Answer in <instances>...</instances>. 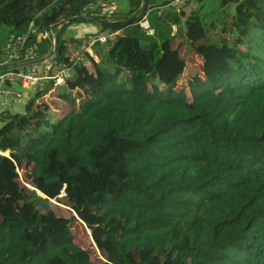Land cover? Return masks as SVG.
<instances>
[{
    "label": "trees",
    "instance_id": "1",
    "mask_svg": "<svg viewBox=\"0 0 264 264\" xmlns=\"http://www.w3.org/2000/svg\"><path fill=\"white\" fill-rule=\"evenodd\" d=\"M109 1L0 0V27L37 58L61 25L62 59L46 75L72 67L63 33L82 21L64 20L105 17L88 22L110 30L92 44L90 70L34 90L22 112L0 110V153L11 154L0 163L39 165L79 205L77 217L51 218L36 202L29 217L1 216L0 264H264V0H219L231 11L210 21L195 10L202 0L180 5L192 4L184 19L180 6L147 0L129 23L143 0L122 15L105 11ZM181 23L203 58L190 100L173 91L186 67L172 41ZM78 222L100 257L75 243Z\"/></svg>",
    "mask_w": 264,
    "mask_h": 264
},
{
    "label": "rangeland",
    "instance_id": "2",
    "mask_svg": "<svg viewBox=\"0 0 264 264\" xmlns=\"http://www.w3.org/2000/svg\"><path fill=\"white\" fill-rule=\"evenodd\" d=\"M191 5L192 4L183 5L182 7L180 6L182 9L183 19L189 14ZM195 10L198 11L201 19L203 18L205 21H210L214 18H228L227 14L231 11L230 8L222 6L219 0H202L200 3L197 2L195 4ZM105 11L118 12L120 15L125 14L128 11V1L110 0L106 4ZM142 19L146 20V16ZM149 20L159 23L161 17L157 15L156 11H151L149 14ZM70 30L71 28H66L63 36L69 34ZM149 30L150 29L148 27V31ZM106 32L109 33L110 30L107 29ZM173 33V46L179 48L180 54L186 61V67L179 75L173 91H177L183 95L185 94V96L190 100L192 91V76H204L203 58L194 52L190 43L186 42L187 38L184 37L183 23L178 24L176 27L174 26ZM10 37L11 28L7 25H2L0 27V49L3 50L2 58L7 55L5 52L8 53ZM73 56L74 55L72 54V63L76 59ZM81 62H83V60H80L79 63ZM85 64L88 68H90L91 62L86 61ZM24 101H27L26 97H22V103H18L14 106V109L17 112L23 111ZM3 146L4 145H1L0 149H2ZM7 153V155L2 153H0V155L11 156L9 149ZM39 170V165H33L32 163H25L20 170L16 167L15 163L9 165H2L0 163V217L15 214H23L25 217H29L31 209L37 208L35 204L36 200L31 194L32 190H36L37 193L39 191V196H41L45 202L49 203V208L47 210L51 218L55 216H63L65 218L78 216L79 205L75 204L70 199L68 194L65 192L64 185L60 181L42 180L39 175ZM40 207L38 205V208ZM77 224L78 225H73V229L77 233L75 243L83 249H89L93 257H100L99 253H97V250L95 249V245L89 231L84 225H79L80 222Z\"/></svg>",
    "mask_w": 264,
    "mask_h": 264
},
{
    "label": "built area",
    "instance_id": "3",
    "mask_svg": "<svg viewBox=\"0 0 264 264\" xmlns=\"http://www.w3.org/2000/svg\"><path fill=\"white\" fill-rule=\"evenodd\" d=\"M170 5L180 6L189 0H167ZM160 13V12H158ZM139 24L144 29H148V23L145 19L139 21ZM61 25L58 24L57 28ZM41 37L50 36L49 31H43L39 33ZM53 34V33H52ZM109 34L105 32L97 33V35L91 40L87 41V44H93L96 41L104 42ZM9 47L11 49L12 56L24 55L29 60V65L26 68L20 69H7L0 72V96L11 95L12 98H18L19 92L11 90L6 85L7 83L19 82L21 85L36 87L42 82H50L57 86L65 82L70 77L71 70L69 67H64L54 75H46L43 72V68L40 63H33L32 60L36 58L34 48H30L26 45L25 36H11ZM1 105L5 108L10 107L11 102L3 100Z\"/></svg>",
    "mask_w": 264,
    "mask_h": 264
},
{
    "label": "crops",
    "instance_id": "4",
    "mask_svg": "<svg viewBox=\"0 0 264 264\" xmlns=\"http://www.w3.org/2000/svg\"><path fill=\"white\" fill-rule=\"evenodd\" d=\"M161 10H162V8L158 9V11H161ZM158 11H157V14H158ZM146 20H147V18H146ZM88 21L73 23V24L69 25L67 28L68 29L71 28L70 33L63 36L64 45H65V56L71 60V56L73 54L74 55L73 57L76 58L75 61L72 63V67H75L76 65H81V64H84L87 67L85 62L86 61L91 62V57L95 56V52H93L91 50L92 44L89 45L86 42L91 40L92 38H94L97 35V31L99 30V26L95 23H91ZM51 33L52 32H50V34ZM11 35H12V32H11ZM53 35H54V33L52 34V43H53ZM87 36H89V37L86 38ZM49 37L50 36L41 37V35L38 34L37 35V41H40L41 38L48 39ZM72 38H78V41L75 43H72L71 42ZM9 44H10V40H9ZM29 47L32 49L34 48L31 46H29ZM0 50L2 51L1 55H0V66L5 65V63H13L14 66L9 67L10 69H20V68H26L29 65V60L24 55L12 56L10 47H8V53L5 52V54H7V55H5L6 57H4V58H2L3 50L2 49H0ZM90 55H92V56H90ZM53 56H55V55H53ZM53 56L48 57L45 60V62L40 63V65L43 68H47V66H48L47 64H49L51 62ZM80 60H83V62L79 63ZM54 64H55V60H54ZM72 67H69L70 70L72 69ZM62 68H64V67H62ZM6 86L8 88H10L11 90L18 91L19 97L18 98H12L11 95H5L4 97L0 96V110L8 109L11 112H17L14 109V106L18 103H22L21 102L22 97H26V100H27V98H29L34 92V89H30L29 86L21 85L19 82L7 83ZM47 86H48V83H47ZM3 100H7V101L11 102L10 107L5 108L4 106H2L1 102ZM25 102L26 101H24L23 103L25 104Z\"/></svg>",
    "mask_w": 264,
    "mask_h": 264
},
{
    "label": "water",
    "instance_id": "5",
    "mask_svg": "<svg viewBox=\"0 0 264 264\" xmlns=\"http://www.w3.org/2000/svg\"><path fill=\"white\" fill-rule=\"evenodd\" d=\"M146 6H147V0H143L142 6L140 8V11L134 13L128 19L122 20V22L129 23V22L133 21L134 18L138 15V13H143V12L146 11ZM101 19H105V17H99V16H79V17H74V18H72L70 20H64L62 22V24L68 23V22H75V21H82L83 22V21H88V20H101ZM59 29L60 28H57V30L54 32V35H53V43H52L53 44L52 45L53 47H52V50L50 51V53L46 57H43V58H35L34 60H32L33 63H42V62H45V60L48 57L53 56V55L56 56L55 64H58V63L61 62L62 55L57 52V43H58V37H59ZM148 32L149 33H152L153 30H149ZM5 66L6 67H12V66H14V64L13 63H5ZM46 87H47V82L40 83L35 88L33 86H29L30 89H34L36 91H41V90H43ZM31 194L35 198L36 202L42 208H44V209H48L49 208V203L45 202L42 199V197L39 196V194L37 193L36 190H32Z\"/></svg>",
    "mask_w": 264,
    "mask_h": 264
},
{
    "label": "bare ground",
    "instance_id": "6",
    "mask_svg": "<svg viewBox=\"0 0 264 264\" xmlns=\"http://www.w3.org/2000/svg\"><path fill=\"white\" fill-rule=\"evenodd\" d=\"M38 193H39V191H38ZM40 194V193H39Z\"/></svg>",
    "mask_w": 264,
    "mask_h": 264
}]
</instances>
